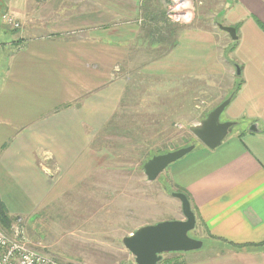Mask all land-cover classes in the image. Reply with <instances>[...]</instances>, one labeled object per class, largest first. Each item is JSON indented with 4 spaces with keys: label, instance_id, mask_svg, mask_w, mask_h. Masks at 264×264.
I'll return each mask as SVG.
<instances>
[{
    "label": "crops",
    "instance_id": "0c3cea01",
    "mask_svg": "<svg viewBox=\"0 0 264 264\" xmlns=\"http://www.w3.org/2000/svg\"><path fill=\"white\" fill-rule=\"evenodd\" d=\"M162 2L0 0V199L10 214L28 211L94 173L93 158L109 150L96 138L126 123L137 98L127 63L166 44L167 55L152 56L156 75L237 80L221 115L237 122L233 132L214 149L195 147L173 171L203 241L180 264H264V0H233L224 11L217 25L236 27V40L210 25L176 33L161 9L159 18L148 11Z\"/></svg>",
    "mask_w": 264,
    "mask_h": 264
},
{
    "label": "rangeland",
    "instance_id": "374dc122",
    "mask_svg": "<svg viewBox=\"0 0 264 264\" xmlns=\"http://www.w3.org/2000/svg\"><path fill=\"white\" fill-rule=\"evenodd\" d=\"M232 1L165 0L163 6L154 4L148 11L157 12L155 18H159L161 9L164 22L167 26L172 23L176 33L206 25L219 29L217 22ZM148 17L154 20L151 14ZM147 36L157 35L147 29ZM167 47L165 44L162 52L154 54V46L148 44V53L146 49L142 55L136 52V61L127 63L132 74L128 86L137 98L122 118L126 123L114 122L103 137L96 138V146L104 143L109 150L105 147L104 157L93 158L95 172L81 174L79 183L67 184L71 187L56 189L48 198L51 203L25 206L28 211L12 209L13 225L16 218H22L20 224L34 247L68 264H136L123 244L125 236L166 217L185 218L181 201L172 194L182 189L173 171L185 157L149 181L143 168L144 153L189 142L200 150L204 144L194 138L189 127L221 103L223 95L230 96L237 80L232 75L185 79L156 75L152 56L167 55ZM190 235L198 237L197 231ZM165 255L183 261L181 254Z\"/></svg>",
    "mask_w": 264,
    "mask_h": 264
},
{
    "label": "water",
    "instance_id": "95a60500",
    "mask_svg": "<svg viewBox=\"0 0 264 264\" xmlns=\"http://www.w3.org/2000/svg\"><path fill=\"white\" fill-rule=\"evenodd\" d=\"M218 26L228 32L233 40L238 38L236 27L220 22ZM231 99L232 94L211 109L200 122L189 127L195 137L210 149L221 145L237 125L236 121L221 119ZM250 131H258L257 125L253 124ZM195 147L196 144L193 143L149 158L143 164L148 180L154 181L171 163L183 158ZM172 194L181 201L184 219H167L143 225L123 238V244L135 257L136 264H157L164 253L187 252L202 247L203 241L190 235L197 224L190 198L183 191H174Z\"/></svg>",
    "mask_w": 264,
    "mask_h": 264
},
{
    "label": "built area",
    "instance_id": "2783aa9c",
    "mask_svg": "<svg viewBox=\"0 0 264 264\" xmlns=\"http://www.w3.org/2000/svg\"><path fill=\"white\" fill-rule=\"evenodd\" d=\"M2 19L14 28L20 25L10 14H4ZM0 264L68 263L57 260L52 255L34 247L19 225H14V231L10 232L0 224Z\"/></svg>",
    "mask_w": 264,
    "mask_h": 264
},
{
    "label": "trees",
    "instance_id": "16d2710c",
    "mask_svg": "<svg viewBox=\"0 0 264 264\" xmlns=\"http://www.w3.org/2000/svg\"><path fill=\"white\" fill-rule=\"evenodd\" d=\"M150 30V29H149ZM153 33H154V31H153ZM235 42V41H234ZM235 48V45H232L231 47H230V49L231 50H233ZM239 84H238V86H240L241 85V81H239L238 82ZM210 111V109L209 110H206L205 112H204V114L202 115L203 116V118L207 115V113ZM202 119V118H201ZM189 144H192V143H187L186 145H189ZM174 145H176V144H174ZM185 146V145H184ZM180 147H182V146H174V147H172V148H158V149H156V150H154V149H149V150H147L145 153H144V155H145V157H146V160L144 161V162H146L149 158H151L152 156H154V155H157V154H161V153H165V152H168V151H171V150H174V149H177V148H180ZM179 191H183V192H185L183 189H180ZM186 194H187V192H185ZM188 195V194H187ZM188 197H189V195H188ZM193 208V210L195 211V209H194V207H192ZM12 216H11V214L9 213V210H8V207L6 206V204H4L2 201H1V199H0V224L6 229V230H8V231H10V232H12V231H14V223H12ZM18 225H19V228L20 229H22L24 232H25V230L23 229V225L22 224H20V222H18L17 223ZM195 228H196V226H195ZM195 228L193 229V230H191L190 232H194V230H195ZM175 254V255H178V254H180V253H182V252H180V251H174V252H168L167 254ZM160 262V261H159ZM161 262H163L164 264H180L181 263V261L179 260V259H177V256L176 257H168V256H164L163 258H162V260H161Z\"/></svg>",
    "mask_w": 264,
    "mask_h": 264
}]
</instances>
